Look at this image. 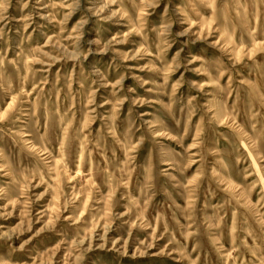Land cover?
Returning <instances> with one entry per match:
<instances>
[{
	"label": "rangeland",
	"instance_id": "374dc122",
	"mask_svg": "<svg viewBox=\"0 0 264 264\" xmlns=\"http://www.w3.org/2000/svg\"><path fill=\"white\" fill-rule=\"evenodd\" d=\"M0 264H264V0H0Z\"/></svg>",
	"mask_w": 264,
	"mask_h": 264
}]
</instances>
